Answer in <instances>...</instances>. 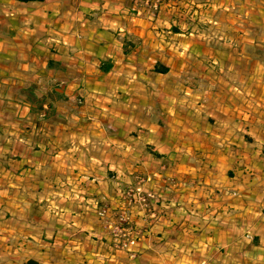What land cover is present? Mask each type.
I'll list each match as a JSON object with an SVG mask.
<instances>
[{
  "label": "crops",
  "instance_id": "1",
  "mask_svg": "<svg viewBox=\"0 0 264 264\" xmlns=\"http://www.w3.org/2000/svg\"><path fill=\"white\" fill-rule=\"evenodd\" d=\"M238 1L0 0V264H264V57L209 13Z\"/></svg>",
  "mask_w": 264,
  "mask_h": 264
},
{
  "label": "built area",
  "instance_id": "2",
  "mask_svg": "<svg viewBox=\"0 0 264 264\" xmlns=\"http://www.w3.org/2000/svg\"><path fill=\"white\" fill-rule=\"evenodd\" d=\"M160 1L161 0H156V2L158 3ZM135 178L138 184H141L142 182H145L147 180V178L138 173ZM133 194H136L135 201L142 203L145 208H149L152 203L156 204L159 201L158 195H156L152 191H143L139 185H137L136 187L128 188L127 191L124 193V197H126V199H129V202L134 203V198L132 199ZM105 213V209H102L100 211L101 216L105 215ZM130 223L131 222L129 219L128 211L124 209L117 218L115 228L112 234V239L113 243L117 248L126 249L133 252L132 249L137 246L138 238L136 235L137 232Z\"/></svg>",
  "mask_w": 264,
  "mask_h": 264
},
{
  "label": "rangeland",
  "instance_id": "3",
  "mask_svg": "<svg viewBox=\"0 0 264 264\" xmlns=\"http://www.w3.org/2000/svg\"><path fill=\"white\" fill-rule=\"evenodd\" d=\"M176 1H179V0H176ZM234 5L236 6L235 7L236 9L233 11L219 9L217 11L212 10L209 13H214V16L219 15V17H222L220 18V20L222 19L221 26L226 31L231 30L229 27L231 28L238 27L239 29H241V31L242 30L246 31L248 28L254 29V31L256 32V35L254 37L255 43H259V44L258 46H254L256 48L253 47L252 49H249L246 52L254 54V56H258V55L262 56L263 51H264V0H255L253 14L251 18L245 17L244 11L243 12L240 11L239 13L241 15L238 18L239 19L238 22H233L234 19H236L234 18L233 14L237 12V7L239 8L240 6L241 9H245L248 4L238 1V2H235ZM249 15L251 14L249 13ZM228 36H230L231 38L232 37L235 38V35H232L230 32ZM238 39H240V37ZM241 40H243L244 42L245 39H241Z\"/></svg>",
  "mask_w": 264,
  "mask_h": 264
},
{
  "label": "trees",
  "instance_id": "4",
  "mask_svg": "<svg viewBox=\"0 0 264 264\" xmlns=\"http://www.w3.org/2000/svg\"><path fill=\"white\" fill-rule=\"evenodd\" d=\"M15 1H17L19 3H29V2H35V1L42 2V1H45V0H15ZM125 49L127 51L126 47H125ZM263 57H264V51H263ZM48 64H51V61ZM109 67H104L103 69L107 70ZM154 71L155 72H163L164 73V72L168 71V68L164 67V66H159V65L156 64L155 67H154ZM32 87L33 86H30V88L28 89L29 90L28 98H29V100L31 102H34L36 104V109H35L36 111L35 112L39 113L40 111L44 110L43 105L47 103L46 112L43 113V115L46 116L48 109H51L50 110L51 113L49 115H50V117H54V114H53L54 112H52L53 109H54L53 101H54L55 98H57V99L61 98L60 93H56V91H55L54 94L49 93L46 96H42L40 98H37L36 96L33 95V92H31L32 91L31 90ZM25 264H31V262H26Z\"/></svg>",
  "mask_w": 264,
  "mask_h": 264
}]
</instances>
